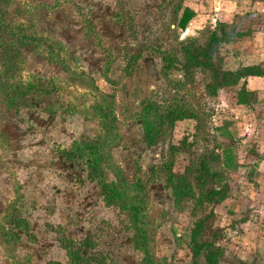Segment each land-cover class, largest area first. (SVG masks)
Here are the masks:
<instances>
[{"label": "rangeland", "instance_id": "374dc122", "mask_svg": "<svg viewBox=\"0 0 264 264\" xmlns=\"http://www.w3.org/2000/svg\"><path fill=\"white\" fill-rule=\"evenodd\" d=\"M178 1H4L3 8L11 20L49 38L56 51L61 47L57 56L43 46L8 35L0 43V74L4 79L28 82L37 76L54 82L59 91L46 99L18 95L11 103L0 87V223L14 204L30 224V236L17 230L20 241L16 255L20 260L66 263L63 240L90 237L96 242L93 253L105 264H142L143 254L133 244L128 211L106 205L102 188L89 179L82 160L69 161L60 153L61 146L69 150L77 141L105 137L102 120L92 106L99 101L106 104L104 92L114 91L120 137L110 151L130 183L139 178L145 183L155 258L159 264L176 260L191 263L190 232L204 211L198 210L193 217L191 201L182 210L175 207L171 191L165 188V175L159 171L170 154L168 140L149 147L135 119L142 101L153 98L168 105L174 94L173 81L184 80L182 42L203 43L210 35L208 27L195 36L178 28L179 12H174ZM256 9L254 6L246 14L252 15ZM258 15L264 21V13ZM87 28L96 30L115 56L109 73L117 80L114 85L104 75L107 56L94 38L87 37ZM246 41L236 42L226 54L229 67L257 64L264 68V54L259 55L264 48L252 47L256 44ZM157 46L176 55L171 69L163 68ZM208 81V74L197 69L181 90L197 112L201 127L195 128V120L177 126L176 132L181 137L186 134L188 143L193 142L194 156L177 153L176 169L183 171L206 149L221 154L213 167L225 170L217 183H227L230 192L216 207L215 224L224 230L226 261L238 256L264 264V79L249 78V86L256 91L251 109L236 104L239 87L211 96L206 90ZM56 100L62 107L51 111L49 104ZM228 153L230 167L226 166ZM106 172L108 180H115L110 170ZM6 225L16 231L12 223ZM60 225L63 230H59ZM0 264H16L1 235Z\"/></svg>", "mask_w": 264, "mask_h": 264}, {"label": "trees", "instance_id": "16d2710c", "mask_svg": "<svg viewBox=\"0 0 264 264\" xmlns=\"http://www.w3.org/2000/svg\"><path fill=\"white\" fill-rule=\"evenodd\" d=\"M4 1L0 0V43L5 35H8L25 43L43 46L47 52L60 55L61 47L59 46L56 51L55 43L49 38L36 34L24 23H16L11 20L3 8ZM183 1L185 0H179L174 8L177 15L183 9ZM194 15L195 13L190 8L184 7L180 18L178 17V28L185 30ZM254 19L249 14H245L239 15L232 24L218 21L205 42H182L184 80L173 81L175 84L173 87L174 94L170 98L169 104L165 105L149 98L142 101L136 114L135 119L142 129L145 142L149 147L166 143L168 140L170 154L159 171L165 175V188L171 191L175 207L182 210L185 204L191 201L193 203V217L198 210L204 211V214L194 221L190 232L188 245L190 264H257L238 256H234V260L227 263L225 258L228 248L226 244L222 243L224 230L215 224L216 207L228 198L230 192L227 183L224 185L217 183L224 177L225 170H218L213 167V163L221 159V154L216 152L217 150L206 149L197 158H192L183 171L176 169L177 153L180 151L188 152L194 156L193 142H187L186 134L181 137L176 132L177 126L184 121L195 120L197 122L195 128L198 130L201 127L198 123L200 118L197 112L188 104L186 96L180 94L181 90L187 86L188 80L195 75L197 69L208 74L209 81L206 84V90L209 95L216 96L222 89L229 90L239 87L236 104L247 109L252 108L251 104L256 100V91L249 86V78L264 77V68L257 64H251L232 69L226 61V54L233 50L236 42L249 41L253 38ZM130 26L129 29L132 30L133 28ZM86 35L88 38H94L97 47L107 56L104 67L106 81L111 85L116 84L117 80L109 75L111 64L115 59L111 49L105 45L96 30L87 28ZM230 45L232 46L230 47ZM224 46H226L225 49ZM157 48L162 55L163 68L165 70L171 69L177 60L176 55L161 50V46H157ZM0 87L5 90L11 103L16 102L18 95L23 97L37 96L46 99L59 94L58 87L54 82L37 76L28 82L12 83L0 74ZM103 97L107 103L103 104L99 101L92 108L98 111L105 129V137L95 141H77L69 150L61 146L60 153L69 161L82 160L87 168L89 179L97 182L102 188V197L106 205L117 206L128 211L130 226L133 230V244L143 254L142 264H159L151 247L149 215L145 201V194L147 193L145 183L141 178L135 183H130L122 168L113 160L110 151L111 146L115 145L120 137L116 114V93L114 91L104 92ZM60 107L62 104L57 100L49 104L51 111H58ZM257 157L260 158V155L257 154ZM261 157L264 159V155ZM231 163L232 158L228 153L226 166L230 167ZM107 170L113 173L115 180L107 179ZM209 207L211 209L207 212ZM3 219L0 223V235L4 243L11 248L13 261L16 264H31L29 261L20 260L16 255L20 241L17 230H23L28 236L32 235L27 219L20 215L14 204L9 206ZM6 223H12L16 231L7 228ZM58 228L59 230L64 229L61 225ZM62 245L68 261L66 263L52 261L50 264H91L93 261L105 264L104 259L95 256L93 253L96 250V242L90 237L80 240L65 238ZM87 250L91 251V254H88ZM171 264L187 263L176 260Z\"/></svg>", "mask_w": 264, "mask_h": 264}, {"label": "crops", "instance_id": "0c3cea01", "mask_svg": "<svg viewBox=\"0 0 264 264\" xmlns=\"http://www.w3.org/2000/svg\"><path fill=\"white\" fill-rule=\"evenodd\" d=\"M183 3L184 7L190 8L194 13V17L187 25L184 33L187 35L197 34L199 31H203L205 28L213 30L216 27L218 21L232 24L236 18L240 15H244L252 11L253 7L257 9L252 15L254 19L253 38L250 41H246L248 45L256 44L252 47L260 45L264 48V21L261 20L259 13H264V0H185ZM182 10L179 11V18L182 14ZM252 13V12H251ZM262 27V28H261ZM195 33V34H194ZM264 54L263 51L259 52ZM229 63V62H228ZM263 78L264 77H258Z\"/></svg>", "mask_w": 264, "mask_h": 264}, {"label": "built area", "instance_id": "2783aa9c", "mask_svg": "<svg viewBox=\"0 0 264 264\" xmlns=\"http://www.w3.org/2000/svg\"><path fill=\"white\" fill-rule=\"evenodd\" d=\"M263 11H264V9H263Z\"/></svg>", "mask_w": 264, "mask_h": 264}]
</instances>
